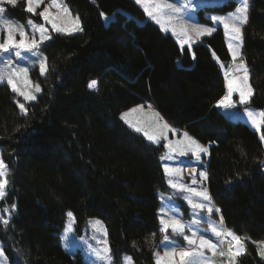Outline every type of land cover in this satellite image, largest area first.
I'll list each match as a JSON object with an SVG mask.
<instances>
[{"label": "trees", "instance_id": "trees-1", "mask_svg": "<svg viewBox=\"0 0 264 264\" xmlns=\"http://www.w3.org/2000/svg\"><path fill=\"white\" fill-rule=\"evenodd\" d=\"M64 2L83 31L55 32L42 44L49 71H31L42 91L25 103L27 114L0 84V157L10 171L0 211L17 205L10 224L0 223L9 264H84L80 253L60 245L67 211L76 229L88 217L103 221L116 263L127 253L133 264H155L162 237L156 191L168 190L158 159L163 145L150 144L119 118L146 103L208 146L210 196L225 228L248 238L238 264H264L253 243L264 239V126L259 136L215 106L232 63L222 29L189 50L147 18L136 0ZM233 6L228 1L217 9ZM7 9L21 20L30 15L23 0ZM243 33L254 89L247 106L264 110V0H251ZM93 79L98 90L88 88Z\"/></svg>", "mask_w": 264, "mask_h": 264}, {"label": "snow or ice", "instance_id": "snow-or-ice-1", "mask_svg": "<svg viewBox=\"0 0 264 264\" xmlns=\"http://www.w3.org/2000/svg\"><path fill=\"white\" fill-rule=\"evenodd\" d=\"M43 0H26V11L36 15V8L40 6ZM18 0H0V35L3 39L0 40V83L7 82L14 93L22 96L25 101H34L37 99L35 93L42 91L40 84L34 85V92L32 90H21L17 81L20 77L24 78L25 85H30L31 81L28 79L29 69L27 67H15L13 66V59L15 57L24 59L26 56L32 58L34 64L38 63L40 74L46 75L49 71L47 57L43 56L40 49L42 44L51 39L47 34V29L44 23H35L33 19L29 18L27 21V27L32 30V35L29 36L25 30L26 25L18 24L15 21L9 20L4 14L6 8L4 4L16 6ZM138 5H141L146 16L160 26L161 31L167 33L172 32V35L177 37V43L183 48L184 45H188L189 50L193 43L190 32H194L196 38L199 39L205 34H211L212 27L202 26L198 23L188 27L182 23L183 19L187 16L188 19H192L191 12L195 7H199L198 4H194V0H184V3L177 6V3L168 2V0H136ZM250 4L251 0H238V6L231 13L226 16H212L211 20L223 24L226 30V34L230 36V42L228 44L229 51L232 56L233 65L230 66V73L226 74L227 78V92L216 102L217 106L225 110L234 109L239 105H245L244 115L253 127L260 130L264 126V110L250 109L247 105L250 103L251 98L254 95V89L249 83L250 69L246 63V60L242 53L244 43L243 28L249 22L250 19ZM50 8H57L58 11L55 15L50 12ZM38 15L47 23L52 25V29L58 33L72 34L83 31L80 17L71 16L70 9L63 5L60 0H50V4L44 7L43 11ZM102 18L108 20L109 17L101 13ZM65 18H67V26H65ZM59 21V23H58ZM36 33L39 34V39L36 38ZM19 36V39L16 37ZM195 57L193 56V59ZM178 66L181 62L177 61ZM235 73H239L236 75ZM88 88L91 90H98V81L93 79L88 83ZM239 94V101L233 100V93ZM17 105L22 114H27V109L24 103ZM151 109V105L148 106ZM137 111H143L142 106L132 108L129 112L121 114V120L124 121L130 128L137 133H143L148 141L152 143H159L160 137L163 136L167 139L166 132L169 130V125L164 123L157 125L164 131L162 132H149L146 127L140 122H133L129 119L132 113ZM152 116L157 119L159 113L153 112ZM151 118H149V122ZM174 131V130H173ZM186 143L184 141H176L173 146V142L165 144L164 147L169 149L172 153H179L180 156H185L191 153L192 157L196 161H201V155H208V147L200 145L196 140L190 137L187 133L183 134ZM261 141H264V134L260 137ZM164 159V157H161ZM165 174L168 178V185L173 189V195L168 196L166 199L170 206H162L158 211V218L160 223V233L162 234L161 244L165 245V251L163 255L159 252H154L155 264H214V258L218 255L221 257V264H238V259L246 254L245 240L248 238H242L230 229H226L223 225V217L220 218L219 224L213 223L210 219L213 212L219 213V208H214L212 204V197L210 196L207 188L203 187V182L208 180V172H199V181L195 179L196 170H192L193 180L191 185L181 182L178 179L181 170L179 168L170 167L168 164L164 165ZM10 171L3 158H0V200L4 199L8 185L10 183L8 177ZM199 183L200 188L193 187ZM227 183L231 184V181ZM182 195L183 200L187 202L192 210L193 219L184 222L182 214L178 211L179 205L174 204V197H180ZM165 197L161 194V200ZM17 209V205L13 203L10 208H4L2 211L7 218L0 217V223L7 226L11 222V215ZM209 214L208 228L205 232H211L219 241L214 243L210 239H206L203 235H200L197 241V231L193 230L194 225H198L200 220L203 219L204 212ZM69 218L66 224L63 234L61 236L62 241H66L70 234H73V225L75 217L71 211L67 212ZM199 217L200 219H197ZM91 227L94 232L99 233L100 237L93 236L92 239L96 241L95 246L88 242L84 237L80 238L81 244L85 246L86 250V264H114L112 250L109 245L107 236V229L103 226V222L99 219L90 221ZM187 232L190 235L185 234ZM171 233V235L169 234ZM153 238L155 233L152 234ZM172 237H182L186 242V247H177ZM227 243V250H223L220 246L223 243ZM257 245V255L264 259V241H254ZM169 245H173L169 247ZM67 248L68 246L65 245ZM205 249L212 253L211 257L205 255ZM5 258L3 249H0V261ZM226 258V259H224ZM123 264H133L132 257L125 256L122 258Z\"/></svg>", "mask_w": 264, "mask_h": 264}, {"label": "rangeland", "instance_id": "rangeland-1", "mask_svg": "<svg viewBox=\"0 0 264 264\" xmlns=\"http://www.w3.org/2000/svg\"><path fill=\"white\" fill-rule=\"evenodd\" d=\"M20 1H22V0H18V3ZM23 1H24V4H25V9H26V0H23ZM228 1H233L234 2V6L231 7V8L225 9V10H218L217 9V7L222 6L224 3L228 2ZM60 2L63 5H66L64 0H60ZM168 2L177 3V6H180L181 4L184 3V0H168ZM49 4H50V0H43V2L40 4V6L36 8V15H33L32 13H28L26 11L31 16L26 14L24 16L25 17L24 20L18 19L15 16H10L7 8H8V6H11V5L4 4L3 6L6 8V12H5L4 15L9 20L15 21L18 24L26 25V29L25 30L28 32L29 36L32 35L31 28L27 27V21L29 20V18L33 19L35 23H44L46 29L48 30L47 34L51 36L52 33H55V31L52 29V25L47 23V22H45L38 15V13L43 11L44 7L48 6ZM194 4H198L199 7H195L193 9V11L191 12V15H192L193 18L192 19H188L187 16H186L183 19L182 23H184L188 27H191L193 24L198 23L199 25H202V26L212 27L213 31H215L218 27H220L222 29L224 40L226 42V45H227V48H228V51H229L228 44L230 42H232L230 40V36L228 34H226V30L223 27V24H221L219 22H215L214 23L211 20V17L212 16H226L228 13L233 12L235 10V8L238 6V0H194ZM58 11H60V10L57 9V8H50V12L52 14H54V15ZM71 16L75 17V15L73 13H71ZM66 21H67V18H65V22H64L65 26H67ZM58 23H59V21H58ZM156 25L158 27H160L158 24H156ZM168 33H170L172 35L171 31H169ZM189 35L192 36L193 42H195V41L199 40L200 38H202L204 36H208L210 34H205L202 37H200L199 39L196 38V35H195L194 32H190ZM173 37L177 41V37H175V36H173ZM16 38L19 39V36H17ZM36 38L39 39V34L38 33H36ZM2 39H3V36L0 35V40H2ZM184 46H186V45H184ZM40 51L43 54V56H45V54L43 53V51L41 49H40ZM229 54L231 56L230 51H229ZM10 58L13 59V66H15V67H27L29 69L28 79L31 81V84L30 85H25L24 78L20 77L19 80L17 81L18 86L21 88V90H25V91L32 90L34 92V85L37 84L38 81L33 80L31 75H30V73H31V71L33 69H37L39 74H40V69H39L38 63L34 64L33 61H32V58L27 57V56L24 59H19V58H15V57H10ZM231 60H232V56H231ZM232 65H233V61H232L230 66H232ZM230 66H229L228 69L224 70L225 86H226L224 95L227 92V78L228 77L226 76V74L230 73V71H231ZM235 74L239 75V73H235ZM0 84L7 85L9 87L11 92L14 94V99H15L16 103H17V101H19V103H24V104L33 102V101H25L22 96H19L17 93H14L12 91L11 87L7 84L6 81L2 82ZM38 94L39 93H35L36 96H38ZM233 100L237 101V102L239 101V94L238 93H235V92L233 93ZM149 105H151V104L150 103L136 104V105H133V106H131L129 108H126V109H124V110H122L120 112L119 118L121 119V114L122 113L129 112L130 109L136 108L137 106H142L143 107V111H137L136 113H132L129 116V119H131L133 122L140 121L146 127V129L149 132H162L164 130L161 127H158L157 125H162L164 123H167L169 125V130H167V132H166L167 139H164L163 136H161L159 143H152V142L148 141L147 138L143 135V133H138V134L142 135L145 138V140L148 141L150 144H153V145L162 144L163 145L162 152H161V154H159L158 159H159L160 164L162 165V169H163V172H164V175H165V179H166V184L167 185H168L167 181H168L169 177L165 174V171H164V165L165 164H168L170 167H173V168H179L181 170L180 176L178 177V179H181V182L191 185V182L193 180V175L191 173H192L193 169L196 170L195 179L197 181H199V179H200L199 178V172L200 171H206L208 155L205 156V155L202 154L201 155V161H196L195 158L192 157L191 153H189L188 155H185V156H180L178 152L177 153H172V152H170L169 149H166L164 147V145L169 143V141L173 142V146H176L175 145L176 141H184L186 143V140H185V138L183 136V134L186 133V132L178 130L175 127H173L172 125H170L161 116V114L158 112V110L155 109V107L153 105H151V109H149V107H148ZM215 106L226 117H229V118L235 119V120H242V121L246 122L252 129L257 131V129L252 126V124L248 121L247 117L244 115L245 105H239L238 104V106L236 108L231 109V110H225L223 108H220V107L217 106V104ZM249 108L250 109H255V110H262V109H258V108H252V107H249ZM153 112L159 113V117L162 118V119H157L156 117L152 116ZM149 118H151L150 122H149ZM122 122L124 123L123 120H122ZM125 125L127 127H129L127 124H125ZM130 129L133 130L132 128H130ZM260 132H261V128H260L259 131H257L259 136H260ZM188 135L190 137H192L194 140H196L200 145L208 147L207 145L203 144L202 142H200L199 140H197L196 138H194L190 134H188ZM161 157H164V159H161ZM189 166H194V167L190 169ZM262 171L264 172V162H263V166H262ZM192 186L196 187V188H200L201 187V185L199 183H197L196 185H192ZM203 187L207 188V181L203 182ZM207 190H208V188H207ZM161 194H163V196L165 197V199L163 201L161 200ZM156 195H158V208H157V215H158V211H159V209L162 206H165V207L170 206L168 204V201H167L166 198L168 196L173 195V189H171L169 187V185H168V190L167 191L162 192L161 190H157L156 191ZM174 204L179 205L178 211L182 214V219H183L184 222H188V221L193 219L192 210H191L190 206L187 204V202L185 200H183L182 195L180 197H174ZM212 204H213L214 208H217L216 205L214 204L213 200H212ZM67 212H69V211H67ZM67 212H66V214H67ZM66 214H65L63 227L60 229V231L58 233L60 245L63 248V250H65L68 253H77V252L80 253L84 264H86V250H85V246H83L81 244L80 238L84 237L85 239L88 240L89 243H91L93 246H95L96 241L93 240L92 237L94 235L97 236L98 238H102V237H100L99 233L94 232L93 228L91 227L90 221L91 220H95V219H99L100 221H102V220L99 217H96V216L88 217L86 219V221H85V224L79 229H76L77 225L74 222L73 234H70L66 241H62L61 240V236H62L64 228H65V226H66V224L68 223V220H69V218L67 217ZM0 217L7 218L4 215L2 210L0 211ZM196 218L200 219L199 217H196ZM220 218H221V215L219 213H216V212H213L211 214V217H210L211 221L213 223H216V224H219ZM208 219H209V214L207 213V211H205L204 215H203V219L200 220V223L198 225H194L193 226V230L197 231V241H198L199 236L203 235L206 239H210L214 243H219L218 239L210 231L209 232H205L204 231L205 229L208 228ZM103 226L105 227L104 223H103ZM169 234L171 235V233H169ZM185 234L190 235L191 233L186 231ZM107 239H108V237H107ZM172 239L175 241V245L174 246L186 247V242L183 240L182 237H172ZM160 241H162V237L159 240L158 247L156 248V250H154V252H159L161 255H163V253H164V251L166 249H165V245L161 244ZM258 241H264V239H261V240H258ZM65 245H67L68 247L66 248ZM172 246L173 245H169V247H172ZM220 246L223 248V250H225V251L227 250L228 245H227L226 242L223 243ZM0 249H2L1 248V244H0ZM204 251H205V255L206 256H208V257L212 256V253L209 250L205 249ZM125 256H130V255L127 254V253L122 254L119 263H116L114 261V259H113L114 264H123V259L122 258L125 257ZM153 257H154V255H153ZM221 259L222 258L217 255L214 258V264H221ZM224 259H226V258H224ZM154 262H155V258H154ZM0 264H9V262L7 261V259L5 257L2 261H0Z\"/></svg>", "mask_w": 264, "mask_h": 264}, {"label": "bare ground", "instance_id": "bare-ground-1", "mask_svg": "<svg viewBox=\"0 0 264 264\" xmlns=\"http://www.w3.org/2000/svg\"><path fill=\"white\" fill-rule=\"evenodd\" d=\"M194 166H189V168L191 169V168H193Z\"/></svg>", "mask_w": 264, "mask_h": 264}]
</instances>
